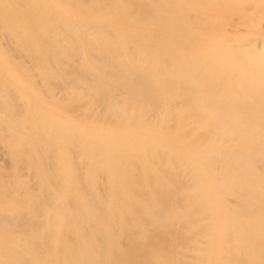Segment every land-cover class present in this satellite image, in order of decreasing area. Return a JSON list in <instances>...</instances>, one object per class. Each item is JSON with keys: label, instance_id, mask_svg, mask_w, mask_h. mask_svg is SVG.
Returning a JSON list of instances; mask_svg holds the SVG:
<instances>
[{"label": "bare ground", "instance_id": "6f19581e", "mask_svg": "<svg viewBox=\"0 0 264 264\" xmlns=\"http://www.w3.org/2000/svg\"><path fill=\"white\" fill-rule=\"evenodd\" d=\"M0 264H264V0H0Z\"/></svg>", "mask_w": 264, "mask_h": 264}]
</instances>
